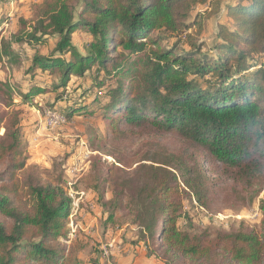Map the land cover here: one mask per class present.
<instances>
[{
    "label": "trees",
    "instance_id": "obj_1",
    "mask_svg": "<svg viewBox=\"0 0 264 264\" xmlns=\"http://www.w3.org/2000/svg\"><path fill=\"white\" fill-rule=\"evenodd\" d=\"M39 1L35 24L0 42V61L11 62L14 46L57 39L49 56L35 52L28 71L60 78H44L45 88L31 84L21 92L24 103L66 91L73 74L104 87L103 70L112 83L95 97L107 98L105 119L122 137L141 141L131 158L97 165L92 188L107 223L137 227L134 243L163 264H264V197L258 225L179 226L186 198L207 209L216 196L245 207L264 180V66L256 60L264 56V0L228 6L233 26L220 24L219 56L203 52L200 38L204 19L224 0ZM79 28L90 35L83 51L73 43ZM17 88L0 80V264H79L82 240H71L72 200L61 178L22 160V119L2 100ZM73 104L67 117L86 110Z\"/></svg>",
    "mask_w": 264,
    "mask_h": 264
},
{
    "label": "rangeland",
    "instance_id": "obj_2",
    "mask_svg": "<svg viewBox=\"0 0 264 264\" xmlns=\"http://www.w3.org/2000/svg\"><path fill=\"white\" fill-rule=\"evenodd\" d=\"M235 1L224 0V6L218 14L204 19L200 38L205 42L203 52L211 51L215 56H219L216 45L221 42L220 24H227L232 28L233 22L227 16V8ZM41 4L42 1L39 0H0V42L5 38L10 40L12 36L24 33L26 29L29 30V27L35 24L36 10ZM80 5L77 12L81 10ZM204 9L202 7L197 12ZM89 39L90 35L81 28L73 35V43L79 51H83V46ZM56 40L49 38L46 43L35 46L16 45L13 47L14 60L0 61V80L16 88L18 84L20 87L22 85L19 89L9 90L11 101L7 97H2V100H6L4 103L7 105L11 103L10 109L14 111V119L18 116L22 119V160H26L27 166L44 177L61 178L72 200L68 229L71 240H82L79 264H94L96 260L99 264H118V255L140 256L134 243L138 240L137 227L127 223L116 227L112 223L108 224V212L99 203L98 195L92 187L100 176L98 163L104 167L119 162L122 157L131 158L141 147V141L122 137L119 127L111 125L110 121L105 119L101 107L106 104L107 98L103 94L96 101L95 97L101 88L107 91L108 85L112 83L103 70L100 71L99 80L105 84L104 87H96V82L90 75L88 80H84L83 77L73 74L66 91L52 90L39 95L31 104L24 103L21 92L27 91L31 84L45 88L50 81H45L44 78H60L59 73L50 71L36 74L28 71L35 52L49 56L54 50ZM174 41L171 40V43ZM256 60L264 66V56H258ZM75 102L76 104H73ZM72 104L77 107L86 106V110L67 117V109ZM1 134H4V129H1ZM164 138L162 141L168 145L177 143L175 138ZM258 189L253 200L245 207L233 202L226 203L223 196H216L214 206L207 209L200 206L197 199L186 198L184 215L179 220V226L187 230L200 228L216 231L228 229L231 224L240 221L252 226L258 225L262 218L260 201L264 197V180L260 182ZM109 196L108 194L107 197ZM138 244H142L147 252L142 242Z\"/></svg>",
    "mask_w": 264,
    "mask_h": 264
},
{
    "label": "crops",
    "instance_id": "obj_3",
    "mask_svg": "<svg viewBox=\"0 0 264 264\" xmlns=\"http://www.w3.org/2000/svg\"><path fill=\"white\" fill-rule=\"evenodd\" d=\"M136 252H139V257H134L133 255H118L117 263L118 264H163L161 261L156 260L155 257H151L147 254L142 244H135ZM95 264H99V261L96 260Z\"/></svg>",
    "mask_w": 264,
    "mask_h": 264
}]
</instances>
